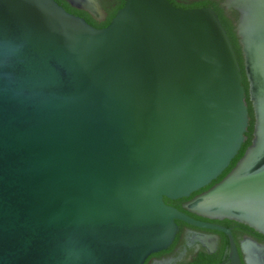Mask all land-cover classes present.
I'll return each instance as SVG.
<instances>
[{
  "label": "water",
  "instance_id": "1",
  "mask_svg": "<svg viewBox=\"0 0 264 264\" xmlns=\"http://www.w3.org/2000/svg\"><path fill=\"white\" fill-rule=\"evenodd\" d=\"M95 19L98 0H65ZM254 116L233 169L192 201L264 233V0H228ZM0 264H143L177 224L229 229L165 202L215 180L245 140L248 105L210 7L124 0L95 27L55 0H0ZM78 246L83 260L69 250ZM246 264H264L252 241Z\"/></svg>",
  "mask_w": 264,
  "mask_h": 264
},
{
  "label": "flooded vegetation",
  "instance_id": "2",
  "mask_svg": "<svg viewBox=\"0 0 264 264\" xmlns=\"http://www.w3.org/2000/svg\"><path fill=\"white\" fill-rule=\"evenodd\" d=\"M168 1L175 6L183 8L205 6L213 10L218 9L228 19L236 33L240 13L234 6L228 3V0ZM98 2L104 10L105 16L96 20L103 21L107 16V10L116 8L120 0H98ZM229 165L228 169H225V173H223L224 171L222 172L221 178L228 174L235 166V164ZM216 182H211L206 188L195 193L192 192L187 197L173 200L168 199L170 202L167 204L176 207L194 219L229 229L237 247L241 264H246L244 259L245 248H248L252 241L264 245V233H260L247 224L233 218L200 212L191 204L197 195ZM175 222L177 224V231L173 241L165 249L151 253L143 264H229V236L225 231L217 228L194 226L181 220H175Z\"/></svg>",
  "mask_w": 264,
  "mask_h": 264
},
{
  "label": "trees",
  "instance_id": "3",
  "mask_svg": "<svg viewBox=\"0 0 264 264\" xmlns=\"http://www.w3.org/2000/svg\"><path fill=\"white\" fill-rule=\"evenodd\" d=\"M55 1H57L60 5H62L63 8L66 11H68V12H70L72 14L79 15V16L83 17L88 23H90L91 25H93L95 27H103V26L107 25L109 23L110 19L113 17V15L116 12V10L118 8H120L123 5V2H124L123 0H120V3L117 5L116 8L107 10V16H106L105 20L97 21L96 19H94L86 11L81 10V9H77V8L71 6L65 0H55ZM214 11L217 13V15L219 17V20H220L221 24L223 25V27H224V29H225V31H226L229 39H230V42H231V44L233 46V49L235 51L237 60L239 62L240 71H241V74H242V85L244 86V89H245L246 102H247V105H248L249 121H248V126H247V129H246V132H245V140L242 143L241 148L239 149V151L236 154V156L231 160L230 165H229V166H231V165H234L236 163V161L242 156L245 148L251 142L252 131H253V123H254V116H253V111H252V107H251V102H250L249 97H248V82H247V79H246V76H245V72H244L243 59H242V54H241V50H240V45L238 43V38L236 36V33H235L232 25L230 24L228 19L221 13V11L218 10V9H214ZM226 170H224L223 173H225ZM223 173L221 175H219L215 180H213L212 183L216 182L217 180H219L222 177ZM206 187L207 186H205V187H203V188H201L199 190H202V189H204ZM199 190H197V191H199ZM197 191H195V192H197ZM195 192H193V193H195ZM164 200H165L166 203L170 202L167 198H165Z\"/></svg>",
  "mask_w": 264,
  "mask_h": 264
},
{
  "label": "clouds",
  "instance_id": "4",
  "mask_svg": "<svg viewBox=\"0 0 264 264\" xmlns=\"http://www.w3.org/2000/svg\"><path fill=\"white\" fill-rule=\"evenodd\" d=\"M0 48H7L12 54H17L22 51L23 44L13 40H9L6 43H0ZM81 250L78 246H73L69 250V255L75 261L83 260L84 257L80 254Z\"/></svg>",
  "mask_w": 264,
  "mask_h": 264
}]
</instances>
